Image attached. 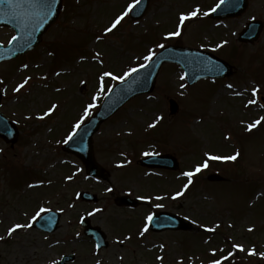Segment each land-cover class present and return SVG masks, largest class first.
Wrapping results in <instances>:
<instances>
[{"label":"rangeland","instance_id":"rangeland-1","mask_svg":"<svg viewBox=\"0 0 264 264\" xmlns=\"http://www.w3.org/2000/svg\"><path fill=\"white\" fill-rule=\"evenodd\" d=\"M66 1L60 25L46 34L36 52L0 66L4 96L1 111L17 122L21 132L14 148L0 143V236L5 237L0 240V264H58L66 254L76 255V261L70 264H97L98 260L100 264H190L199 259L204 264L228 251L236 252L233 243H241L246 249L264 246V121L259 132L245 131L249 123L264 116L260 106L264 98V31L253 46L241 45L237 40L250 21L264 23V0H250L244 15L222 24L203 15L218 0H151L142 20L136 23L126 17L107 36L104 29L134 0ZM199 5V18L186 21L180 37L163 38L176 29L180 13H189ZM12 36V31L0 30V42ZM224 41L227 44L217 47ZM150 43L152 47H148ZM160 43L212 50L229 59L235 74L215 85L207 81L189 87L181 79L182 70L165 67L153 94L133 100L95 136L97 161L110 180L89 179L81 163L63 152L58 143L73 122L84 115L89 103L95 107L88 116L120 82L106 77L105 93L93 101L100 74L111 71L121 75L147 63L143 56L149 49L157 52ZM96 52L101 53L99 59L94 58ZM24 64L29 65L28 69L23 68ZM57 72L61 75L57 76ZM26 76L32 77L29 85L15 93L13 88ZM181 84L185 87L181 88ZM229 84L233 85L231 89ZM253 88L260 89L255 97ZM171 99L180 106L176 115L170 114ZM249 99H256L257 104L245 107ZM52 103L60 105L57 111L44 120L36 119ZM29 116L32 119H26ZM157 117L163 119L157 122ZM153 123L156 126L149 128ZM236 152L242 154L235 161L209 160V167L193 176V186L194 179L182 197L171 199L189 182L184 172H194L209 155L229 156ZM146 153L174 155L180 170L168 173L142 168L139 160ZM120 164L124 166L117 167ZM214 175L221 181H208ZM68 176L73 179L67 180ZM30 184L35 187L30 188ZM107 188L113 191L107 192ZM86 191L96 194L98 202H82L79 195ZM123 195H160L165 199L152 200L151 204L141 200L138 208L130 210L115 205V199ZM157 203L164 207L156 208ZM41 208L63 215L56 234L45 236L31 228L7 236L9 227L29 222ZM97 208L103 211L88 215ZM149 212L188 217L191 231H148L142 237L140 231ZM83 218L107 233L108 249L98 252L81 233ZM216 224L220 227L215 233L201 227ZM250 227L254 231H247ZM127 236L131 239L125 240ZM161 244L165 246L163 250ZM213 248L217 250L216 257L211 255ZM236 255L246 264L258 262L247 251ZM236 255L225 264H230ZM158 256H163V261L157 260Z\"/></svg>","mask_w":264,"mask_h":264},{"label":"water","instance_id":"water-1","mask_svg":"<svg viewBox=\"0 0 264 264\" xmlns=\"http://www.w3.org/2000/svg\"><path fill=\"white\" fill-rule=\"evenodd\" d=\"M38 0H17L16 6L10 8L9 5L0 3V26L11 25L18 30L17 39L7 48L0 47V62L12 59L18 54H25L36 48L44 32L55 23L60 9V1L56 0L54 5V14L50 15L43 23H40L36 16L37 9L33 4ZM247 8V0H225L213 16L219 19L227 17H237ZM254 26H251L252 28ZM248 29L241 37L243 42L253 43L258 39L261 29ZM35 35V36H33ZM164 63H176L185 69L190 83H194L204 77H226L231 73V67L224 61L216 57L199 51H193L182 48H165L163 49L146 68L137 72L129 81L118 85L113 92L107 97L105 103L98 113L84 125L73 140L65 147L69 153L75 154L86 165L88 173L92 177H103V171L98 167L94 159L93 136L99 130L100 125L113 116L131 99L149 94L154 90L156 79ZM223 69L221 71L220 69ZM202 75H199V74ZM195 75H197L195 77ZM1 102V95H0ZM172 113L178 110V106L172 102ZM2 114H0V135L6 137L7 141L15 142L18 136L17 129L12 126ZM143 166L159 167L166 169H176V161L172 157H149L141 162ZM120 205H133L136 202L128 198H120L117 201ZM58 215L47 214L37 224L38 227L53 232L58 225ZM157 221L160 225L158 229H185L187 224L171 216L160 215ZM87 234L96 237V232L89 230ZM97 238V237H96ZM95 238V239H96ZM73 258H65L62 264Z\"/></svg>","mask_w":264,"mask_h":264},{"label":"snow or ice","instance_id":"snow-or-ice-1","mask_svg":"<svg viewBox=\"0 0 264 264\" xmlns=\"http://www.w3.org/2000/svg\"><path fill=\"white\" fill-rule=\"evenodd\" d=\"M0 3H4L9 5L10 8H14L16 6L17 0H0ZM56 3V0H42V2H35L33 4V7H35L37 9L36 12V16L39 18L40 23H43L50 15L54 14V5ZM141 3V0H135V2L133 4H129L127 6V8L122 11L120 14H118L111 22L110 25L107 26L104 29V35L107 36V34L109 33H113L114 30H116L118 28V26H121L122 21L125 20V18L129 15V13H131L137 5H139ZM225 3V0H220V2L216 5L215 8L212 9V11H215L216 8H219L221 4ZM200 14V9L197 7L195 10L189 12V13H180L179 17H178V24L176 26V29L174 31L168 32L163 38L165 40L168 39H173V38H178L182 35V31H183V27L186 21L196 18L198 15ZM203 15L207 16L208 13L205 12L203 13ZM17 37L13 36L12 40H16ZM97 39H100V37H97ZM224 44H227V41H224L222 44L217 45V47H223ZM158 48L163 49L165 48V45L163 43H160L157 45ZM101 56L100 52H96L94 58L99 59ZM156 56V51L154 49H149L148 50V54L143 56V60L147 61V62H152L154 57ZM101 63H103V60L100 61ZM29 65L28 64H24L23 68L24 69H28ZM148 67L147 63H141L139 64L138 67H131L129 68L127 71L123 72L121 75H116L111 71H104L102 74L99 75L98 77V87H97V94L94 95L92 97V100H98L100 98V96L102 94L105 93L106 91V85H105V78H111L112 80H117L120 82H123L126 78L132 76L133 73H137L140 71V69L146 68ZM221 71H223V69H220ZM57 76L61 75L60 72L56 73ZM44 79H47L46 77H44ZM181 79H184V77L182 76ZM32 80L31 76H26L23 81L21 83L16 84V86L13 88V91L15 93H20L21 90L25 89V87L27 85H29V82ZM0 84H3V81L0 80ZM185 87V85L181 84V88ZM227 87L229 89H231L233 87V85L229 84L227 85ZM110 90V89H108ZM57 91H60V89H57ZM260 91L259 88H253L252 89V96L255 97L257 95V93ZM236 95H242L241 93L237 92L235 93ZM257 104V100L256 99H249L247 101V104L245 105V107L251 106V105H255ZM261 107H264V104L260 105ZM60 107V105L56 104V103H52L46 111L43 112L42 115H39L36 117V119L38 120H44L45 118L51 117L56 111L57 109ZM95 107L94 103H89L85 108H84V115L73 125V131L70 132L67 135V138L65 139L64 143H68L69 141H72L73 138L77 135L78 130L81 128V125L84 123V119L89 115L90 110L92 108ZM26 119H32V117H26ZM163 117H157V122H159L160 120H162ZM264 121V116L260 117L259 119L255 120L252 123H249L247 125V131L251 132L253 129H255L258 125L261 124V122ZM156 126V123L153 124H149V128H153ZM228 138V137H226ZM145 155H148V153H146ZM240 153L236 152L233 155H229V156H218V155H209L208 159L205 160L203 162V164L201 165H197L195 168V171H188V172H184L183 175L189 178V182L187 184H185L183 186V188L180 191H177L174 195H172L171 199L176 200L180 197H182L185 192L188 190L190 184L192 183V177L194 175H196L197 173H200L203 169H206L209 167V160H223V161H235L237 160V158L239 157ZM130 163V162H129ZM124 165L120 164L117 165V167H123ZM67 180L71 181L73 179V176H68L66 178ZM30 188L35 187L34 185H29ZM107 192H112L113 189L112 188H107L106 189ZM138 199L143 200L148 202L149 204H151L152 200H156V201H162L165 199L164 196H160L157 195L155 197L152 196H139ZM156 208H163L164 205L161 203H157L155 204ZM49 211V209H45V208H41L38 212L35 213V215H33L31 217V220L27 223H15L13 224L11 227H9L7 229V236L8 237H12L14 233H17L18 230L21 229H31L33 227V224L37 221V219L39 217H41V214ZM103 211V209L97 208L95 209L93 212H89L88 215H94L96 212H101ZM188 217H185V219H187ZM154 219V214L149 212L146 217H145V225L144 227L141 229L140 231V236H144L145 233H147L149 231V227L148 225L153 221ZM193 223H196V221H193ZM201 227L204 228V230L208 233H215L216 230L220 227L219 224H216L214 227H206L204 225H201ZM229 227H232V225H229ZM247 231L252 232L254 231V228H248ZM79 235V233H77V236ZM5 237L4 236H0V240H4ZM131 236H127L125 237V240H130ZM123 241L117 240V243H122ZM208 241H206L207 243ZM164 245L161 244L160 248L161 250L164 249ZM97 248H99V245H97ZM232 248L236 250V252H246L249 256H255L257 255L256 249L253 246L250 249H246L244 247L243 244L241 243H233L232 244ZM220 252L223 253L224 249L221 248ZM236 252L233 251H228L227 254H223L221 255L219 258H214L211 259L209 261V264H225L226 261H230L235 255ZM217 254V250L215 248H213L211 250V255L213 257H216ZM260 257L262 259H264V252L259 253ZM164 257L163 256H158L157 260L163 261ZM52 264H57L56 261H52ZM97 264H100L99 260L97 261ZM179 264H183V261H180Z\"/></svg>","mask_w":264,"mask_h":264}]
</instances>
